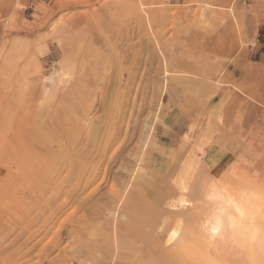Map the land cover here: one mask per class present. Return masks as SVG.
Listing matches in <instances>:
<instances>
[{"label":"rangeland","instance_id":"obj_1","mask_svg":"<svg viewBox=\"0 0 264 264\" xmlns=\"http://www.w3.org/2000/svg\"><path fill=\"white\" fill-rule=\"evenodd\" d=\"M14 1L0 264H188L164 239L194 221L211 169L243 157L264 173V0H19L8 26Z\"/></svg>","mask_w":264,"mask_h":264},{"label":"bare ground","instance_id":"obj_2","mask_svg":"<svg viewBox=\"0 0 264 264\" xmlns=\"http://www.w3.org/2000/svg\"><path fill=\"white\" fill-rule=\"evenodd\" d=\"M9 4L10 0H0V8ZM20 7L15 0L5 24L17 18ZM241 159L211 169V176L198 190L194 221L181 216L173 220L163 245L188 264H264V173ZM194 169V158L188 154L179 161L172 184L185 189ZM183 203L179 197L169 206Z\"/></svg>","mask_w":264,"mask_h":264},{"label":"crops","instance_id":"obj_3","mask_svg":"<svg viewBox=\"0 0 264 264\" xmlns=\"http://www.w3.org/2000/svg\"><path fill=\"white\" fill-rule=\"evenodd\" d=\"M264 34H261V35H259V40H260V42H259V46H262L263 45V42H264ZM259 54H263L261 51L259 52Z\"/></svg>","mask_w":264,"mask_h":264}]
</instances>
